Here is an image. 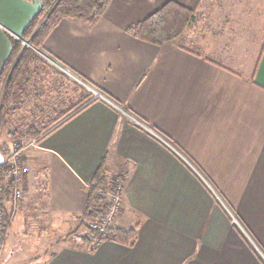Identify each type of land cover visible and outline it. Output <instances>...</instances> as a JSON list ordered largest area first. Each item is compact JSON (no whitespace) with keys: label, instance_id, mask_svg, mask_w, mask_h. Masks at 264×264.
Wrapping results in <instances>:
<instances>
[{"label":"crops","instance_id":"1","mask_svg":"<svg viewBox=\"0 0 264 264\" xmlns=\"http://www.w3.org/2000/svg\"><path fill=\"white\" fill-rule=\"evenodd\" d=\"M167 1L109 0L92 25L65 17L45 38L41 52L57 65L53 74L61 82L74 91L69 77L85 81L116 107L98 99L74 114L89 100L63 93L55 110L74 115L24 147L19 219L44 248L32 255L30 249L29 258L44 257L41 264H264L259 10L256 3L246 6L249 0H173L195 14L181 44L156 46L127 33ZM38 10L37 0H0V72L10 51L7 36L21 39ZM97 171L102 188L122 182L121 210L109 226L137 225L131 246L104 240L92 248L87 231L77 242L56 238L62 228H88L83 217Z\"/></svg>","mask_w":264,"mask_h":264},{"label":"trees","instance_id":"2","mask_svg":"<svg viewBox=\"0 0 264 264\" xmlns=\"http://www.w3.org/2000/svg\"><path fill=\"white\" fill-rule=\"evenodd\" d=\"M37 1L39 10L22 32L21 38L27 40L34 49L40 50L45 38L61 19L70 17L92 25L101 16L109 3V0ZM194 19L195 14L192 10L173 0H169L145 19L130 24L126 31L139 40L156 46H163L180 38ZM7 38L10 43V51L0 72V135L2 129L8 125L7 117L16 110L15 105L21 102L20 97L26 92L24 87L28 83V79L42 67V65H39V60L31 48L24 47L20 40L10 36H7ZM98 99H92L77 109L74 114ZM65 115L63 112L54 113V117L51 119L52 124L49 125L50 128L42 131L30 126L26 130V135L29 138H37V141H39V137L50 133L73 116L65 117ZM60 120L61 122H59ZM1 146L0 154L4 155ZM0 172V208L7 212L10 208L12 180L8 177L4 164L0 165ZM99 179L100 173L97 171L93 177L94 181L89 184L88 196L89 205H91L88 210H91L93 206L100 202L99 198L96 197L98 189L102 188V186H99ZM5 222L10 225L11 221L8 220V216L5 217ZM87 236V241L92 248L104 240L131 246L137 237V225L129 230L108 226L105 233H99L88 227Z\"/></svg>","mask_w":264,"mask_h":264},{"label":"rangeland","instance_id":"3","mask_svg":"<svg viewBox=\"0 0 264 264\" xmlns=\"http://www.w3.org/2000/svg\"><path fill=\"white\" fill-rule=\"evenodd\" d=\"M249 2H252V4L250 5ZM254 4L259 10V17L255 20L257 21L258 25L264 30V0H249L248 4L245 5H250L253 9ZM233 5L236 4H231V6ZM237 12L238 8L233 11V14L237 16ZM233 14H231V16ZM254 32H257V30H255ZM21 39L24 40L23 38ZM24 41L29 44L27 40ZM175 41L180 44L182 43V39L179 38ZM23 46L27 47L26 45ZM28 48H31L34 51L39 60V65H42V67L39 68L37 72H35L34 75L28 79V83H26V86L24 87L26 92L22 97H20L21 102L15 105L16 110L9 117H7L8 125L6 128L2 129L0 135V145H2L1 149L4 155L8 154V152H10L14 148V146L17 145L20 150L19 153L21 156L22 152L24 151V147L33 144V140L37 138H29L26 135V130L30 126H34L42 131H46L48 128H50L49 125L52 123H49V119L54 117V113L57 112V110L55 109L56 107L58 108L60 104L59 102L66 99L64 98L63 93L68 94V96L70 94L72 97L74 96V94H77V96L79 95L78 100L80 101L83 100V97L81 99L80 96L82 94H85L86 98L91 101L92 99H94L96 93H98V91L94 87H92L90 84H87L85 81L82 82L80 80L69 77L70 80H72L71 82L75 85L74 89L76 90H74V93L73 86L70 85L67 87L64 82H61V78L59 77V75L53 74V70L56 72H59V70L57 69V67H53L54 65L52 66L48 61H45L42 58V56L40 55V49H34L32 46ZM46 80L50 81V87L45 82ZM84 84L85 86H87V88L84 86ZM47 89L51 91L50 93L53 96L57 97L56 101L47 97ZM56 91H59V94H56ZM32 174L33 178L36 179L35 172H33ZM100 189H105L106 191L109 190L108 187H103ZM97 209H101L100 202L93 206L89 214L87 213V215L83 217V221L86 222V225H88L89 228V223L98 216ZM19 216L20 215L18 210L13 220H11L8 232L6 234L4 248L2 249L0 255V264H41V262H43L44 260V257H41L42 260L37 262L35 259L29 258L31 257L29 256V251L31 249L30 255H32L34 251L33 248H36V252H34L35 254L37 253V251L39 252L44 249L43 245H36L37 243L36 241H34L35 238L30 236L27 231H24V225L22 223V220L19 219ZM87 216L88 218H86ZM78 230L79 231L77 233L76 231L67 232L65 228L56 230V238L62 237L64 238V240L68 239V243L69 241H71V243L80 241V234H82L84 231H87V229L85 230L84 227H81ZM48 232L49 230H47V233Z\"/></svg>","mask_w":264,"mask_h":264},{"label":"built area","instance_id":"4","mask_svg":"<svg viewBox=\"0 0 264 264\" xmlns=\"http://www.w3.org/2000/svg\"><path fill=\"white\" fill-rule=\"evenodd\" d=\"M19 40L23 45H26L27 47H31L29 44H27L26 41L22 39ZM40 55L45 61H48L51 65L57 66L46 54L41 52ZM85 87L87 88V86ZM94 98L102 99L108 104L116 107V104L113 103L111 99H109L99 91L98 93H96ZM126 114L135 126L143 130H146L151 135L163 141V137L155 130L148 127L144 122L134 117L133 115L128 113ZM19 152L20 150L18 146L15 145L14 148L10 152H8V154L3 155V163L1 164V165L3 164L5 165L7 170V175L12 180V186H11V194H10V208L8 209L7 212L3 211L0 208V255L2 249L4 248L5 237L10 226L6 222H4L5 221L4 216H8L10 220L16 215V212L20 210L23 206L24 192L22 189V181H23V175L26 173L27 169L25 168V166H23ZM0 178H1V172H0ZM108 189H109L108 191H106L105 189H99L97 191L96 197L99 198L100 200L101 209H97L98 212L97 218H95L89 223L90 228L99 233H105L107 227L110 225L112 220L119 214L122 206V198H121L122 182L117 181ZM232 219L233 221L237 222L235 217H233Z\"/></svg>","mask_w":264,"mask_h":264},{"label":"water","instance_id":"5","mask_svg":"<svg viewBox=\"0 0 264 264\" xmlns=\"http://www.w3.org/2000/svg\"><path fill=\"white\" fill-rule=\"evenodd\" d=\"M3 163V155L0 154V165Z\"/></svg>","mask_w":264,"mask_h":264},{"label":"bare ground","instance_id":"6","mask_svg":"<svg viewBox=\"0 0 264 264\" xmlns=\"http://www.w3.org/2000/svg\"><path fill=\"white\" fill-rule=\"evenodd\" d=\"M74 78H75V77H74ZM77 80H79V79H77ZM5 217H6V216H4V220H5ZM12 219H13V218H11V219L9 220V217H8V220H9V221H11ZM4 222H5V221H4Z\"/></svg>","mask_w":264,"mask_h":264}]
</instances>
